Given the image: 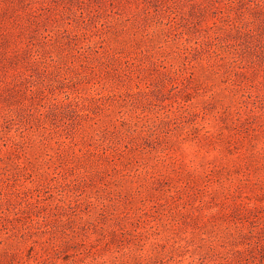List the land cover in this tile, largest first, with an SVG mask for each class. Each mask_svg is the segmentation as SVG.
<instances>
[{
  "label": "rangeland",
  "instance_id": "rangeland-1",
  "mask_svg": "<svg viewBox=\"0 0 264 264\" xmlns=\"http://www.w3.org/2000/svg\"><path fill=\"white\" fill-rule=\"evenodd\" d=\"M0 264H264V0H0Z\"/></svg>",
  "mask_w": 264,
  "mask_h": 264
}]
</instances>
